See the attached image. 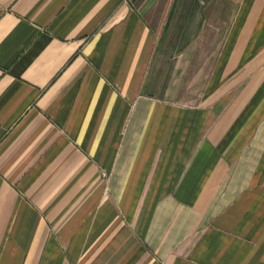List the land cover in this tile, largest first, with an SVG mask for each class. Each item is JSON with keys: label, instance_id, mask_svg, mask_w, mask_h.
I'll use <instances>...</instances> for the list:
<instances>
[{"label": "crops", "instance_id": "1", "mask_svg": "<svg viewBox=\"0 0 264 264\" xmlns=\"http://www.w3.org/2000/svg\"><path fill=\"white\" fill-rule=\"evenodd\" d=\"M0 264H264V0H0Z\"/></svg>", "mask_w": 264, "mask_h": 264}]
</instances>
